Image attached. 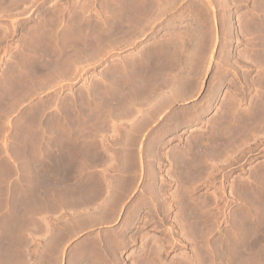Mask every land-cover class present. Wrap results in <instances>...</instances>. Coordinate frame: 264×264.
Listing matches in <instances>:
<instances>
[{
  "label": "rangeland",
  "instance_id": "1",
  "mask_svg": "<svg viewBox=\"0 0 264 264\" xmlns=\"http://www.w3.org/2000/svg\"><path fill=\"white\" fill-rule=\"evenodd\" d=\"M1 1L0 264H264V0Z\"/></svg>",
  "mask_w": 264,
  "mask_h": 264
},
{
  "label": "bare ground",
  "instance_id": "2",
  "mask_svg": "<svg viewBox=\"0 0 264 264\" xmlns=\"http://www.w3.org/2000/svg\"><path fill=\"white\" fill-rule=\"evenodd\" d=\"M2 2H3V1L0 0V13H1V11L3 10V7H2V4H3V3H2ZM204 45H205V43H204ZM261 108H262V107H261ZM248 125H250V124H248ZM246 127H248V126H246ZM230 131L232 132L231 129H230ZM233 144H234V143H233ZM180 159H181V160H180L181 163H179V164H181V165H182V164L184 165V163H185V162H188L187 160H189V159H187V156H185V155H183V156L181 155V156H180ZM187 170H188V169H187ZM189 170H190V171H189ZM189 170H188V172L185 171V172H187L186 175H189V174L191 173V169H189ZM191 174H192V173H191ZM191 174H190V175H191ZM186 175H185V176H186Z\"/></svg>",
  "mask_w": 264,
  "mask_h": 264
},
{
  "label": "crops",
  "instance_id": "3",
  "mask_svg": "<svg viewBox=\"0 0 264 264\" xmlns=\"http://www.w3.org/2000/svg\"><path fill=\"white\" fill-rule=\"evenodd\" d=\"M117 17H118V16H117ZM112 21H113V25H114V24L116 25V23H118V20H117V18H116V15H115V17H114V19H113ZM116 21H117V22H116ZM115 22H116V23H115ZM106 23H107V22H106ZM110 24H111L110 21H109V25L106 24L108 28L110 27ZM108 28H107V35H106V36L109 37L110 34H109V32H108ZM52 135L55 136L54 139H55L56 141L60 140V135L57 136V133H56V132L52 133Z\"/></svg>",
  "mask_w": 264,
  "mask_h": 264
}]
</instances>
